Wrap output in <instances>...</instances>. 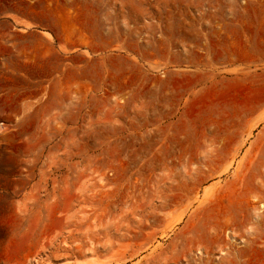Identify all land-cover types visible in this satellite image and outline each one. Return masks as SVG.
Here are the masks:
<instances>
[{
    "label": "rangeland",
    "instance_id": "rangeland-1",
    "mask_svg": "<svg viewBox=\"0 0 264 264\" xmlns=\"http://www.w3.org/2000/svg\"><path fill=\"white\" fill-rule=\"evenodd\" d=\"M260 85L264 0H0V264H264Z\"/></svg>",
    "mask_w": 264,
    "mask_h": 264
},
{
    "label": "bare ground",
    "instance_id": "bare-ground-1",
    "mask_svg": "<svg viewBox=\"0 0 264 264\" xmlns=\"http://www.w3.org/2000/svg\"><path fill=\"white\" fill-rule=\"evenodd\" d=\"M235 84H239L238 82H234V83H226L224 86L225 87H227V90H228V92H232L233 90H235ZM257 85V82L255 83V86ZM211 89V88H210ZM210 89H208V90H206V91H204V92H202L200 95L202 96V95H205L206 93L208 94L209 93V91H210ZM255 96H257V97H263L264 96V88H262V86L260 85V87H255ZM206 94V95H207Z\"/></svg>",
    "mask_w": 264,
    "mask_h": 264
},
{
    "label": "crops",
    "instance_id": "crops-1",
    "mask_svg": "<svg viewBox=\"0 0 264 264\" xmlns=\"http://www.w3.org/2000/svg\"><path fill=\"white\" fill-rule=\"evenodd\" d=\"M253 102H255L257 104V101H255L254 99L252 100Z\"/></svg>",
    "mask_w": 264,
    "mask_h": 264
}]
</instances>
